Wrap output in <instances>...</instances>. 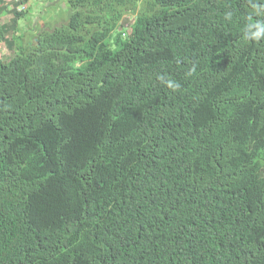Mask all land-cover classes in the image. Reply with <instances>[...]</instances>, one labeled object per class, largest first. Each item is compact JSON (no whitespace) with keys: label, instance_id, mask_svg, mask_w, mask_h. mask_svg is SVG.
I'll use <instances>...</instances> for the list:
<instances>
[{"label":"trees","instance_id":"trees-1","mask_svg":"<svg viewBox=\"0 0 264 264\" xmlns=\"http://www.w3.org/2000/svg\"><path fill=\"white\" fill-rule=\"evenodd\" d=\"M30 1L0 7V264H264V0H63L15 41Z\"/></svg>","mask_w":264,"mask_h":264},{"label":"rangeland","instance_id":"rangeland-1","mask_svg":"<svg viewBox=\"0 0 264 264\" xmlns=\"http://www.w3.org/2000/svg\"><path fill=\"white\" fill-rule=\"evenodd\" d=\"M11 1L12 0H3V2L0 3V7L11 3ZM23 7L24 9H28L27 7H29L28 14L26 16V18L29 19H21L19 21V28L21 30L19 29L15 34V41L19 40L22 36H25L27 39L31 34L36 33L38 29H41L44 26H54L56 17L61 20L63 15L66 17L67 13L63 0H50L45 4L43 0H31L28 5L24 4ZM11 17L12 16L10 14L0 16V24L6 25ZM52 18H54V20L50 21ZM128 24V22L125 23V25ZM8 37L10 36L8 35ZM11 58L12 53L4 48L3 44H1L0 61H8Z\"/></svg>","mask_w":264,"mask_h":264},{"label":"clouds","instance_id":"clouds-1","mask_svg":"<svg viewBox=\"0 0 264 264\" xmlns=\"http://www.w3.org/2000/svg\"><path fill=\"white\" fill-rule=\"evenodd\" d=\"M225 18L231 19V13L226 14ZM252 29H256V31H251ZM247 31L250 32V36L246 35L245 38L249 40H259L262 36H264V26H261L259 23L249 24ZM158 79L172 91H176L180 88V84L175 80L165 79L164 76H158Z\"/></svg>","mask_w":264,"mask_h":264},{"label":"bare ground","instance_id":"bare-ground-1","mask_svg":"<svg viewBox=\"0 0 264 264\" xmlns=\"http://www.w3.org/2000/svg\"><path fill=\"white\" fill-rule=\"evenodd\" d=\"M121 3H122V2H121ZM16 71H17V70H16ZM34 72H35V71H34ZM14 75H15V74H14ZM97 89H98V88H97ZM97 89H96V90H97ZM104 89H105V88H104Z\"/></svg>","mask_w":264,"mask_h":264}]
</instances>
